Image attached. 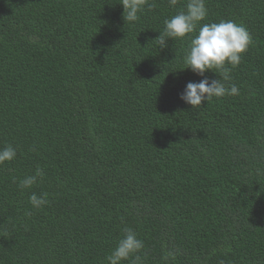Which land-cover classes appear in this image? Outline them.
<instances>
[{"label":"trees","instance_id":"trees-1","mask_svg":"<svg viewBox=\"0 0 264 264\" xmlns=\"http://www.w3.org/2000/svg\"><path fill=\"white\" fill-rule=\"evenodd\" d=\"M120 3L0 0V148L17 152L0 165V264H106L125 228L141 264H264V0H206L202 23L252 43L227 66L239 95L194 110L186 85L220 78L186 69L199 28L156 40L187 0L128 24Z\"/></svg>","mask_w":264,"mask_h":264},{"label":"clouds","instance_id":"clouds-1","mask_svg":"<svg viewBox=\"0 0 264 264\" xmlns=\"http://www.w3.org/2000/svg\"><path fill=\"white\" fill-rule=\"evenodd\" d=\"M178 0H168L170 7L175 8ZM120 5L124 9L123 19L126 24L138 20L139 14L145 7H153L148 0H121ZM186 10H180L176 15L165 21V29L156 39L161 47H167L169 40H183L190 34L198 33L191 37L190 45L184 56L186 69L194 74L205 77L208 72L217 74L219 79L209 81L202 78L200 82H189L180 99L192 109L203 106L213 99L224 98L225 96H238L239 88L235 84L228 86L231 80L230 65L232 68L239 66L242 57L252 43L251 35L247 28L232 20H221L220 22L202 23L208 16L206 0H187ZM185 69V70H186ZM17 156L16 148L7 145L0 148V165L10 163ZM43 170L37 169L35 175L24 177L19 182V187L31 189L37 183L38 178L43 176ZM30 203L33 208L39 209L47 203V194L30 196ZM123 237L118 241L111 253L105 257L106 264H141L139 253L144 248V243L137 234L129 228L123 230Z\"/></svg>","mask_w":264,"mask_h":264}]
</instances>
